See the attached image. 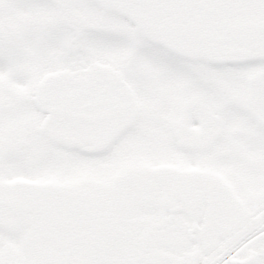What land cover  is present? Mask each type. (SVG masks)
Segmentation results:
<instances>
[{"label":"snow or ice","instance_id":"snow-or-ice-1","mask_svg":"<svg viewBox=\"0 0 264 264\" xmlns=\"http://www.w3.org/2000/svg\"><path fill=\"white\" fill-rule=\"evenodd\" d=\"M0 264H264V0H0Z\"/></svg>","mask_w":264,"mask_h":264}]
</instances>
